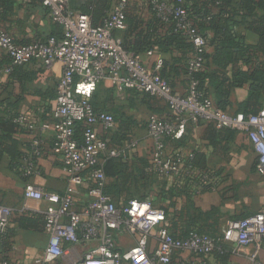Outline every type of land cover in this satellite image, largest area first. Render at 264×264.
I'll use <instances>...</instances> for the list:
<instances>
[{
    "label": "built area",
    "instance_id": "obj_1",
    "mask_svg": "<svg viewBox=\"0 0 264 264\" xmlns=\"http://www.w3.org/2000/svg\"><path fill=\"white\" fill-rule=\"evenodd\" d=\"M37 1L47 11L50 21L59 27V36L19 44L8 32L0 30V80L8 79L13 67L30 63L46 69L54 64L61 67L48 120L36 124L23 115L15 120L31 135L23 176L29 180L39 175L37 159L43 150L40 134L52 130L51 149L62 164L66 180L62 193L46 191L28 181L24 184L25 200L45 204L40 213L49 236L46 248L33 264H51L70 256L71 246L85 247L73 264H175L174 257L184 252L199 258L203 264L219 250V240L237 248L251 246V263L261 264L257 256L264 240V209L228 221L220 238L215 239L194 229L172 235L165 213L150 201L115 204L105 193L107 178L102 163L111 158H125L134 144L110 148L96 129L102 133L113 131L115 119L108 112L95 110L90 100L97 86L105 81L117 93L135 91L161 98L168 115H151L146 124L152 143L151 171L160 177H177L179 182L199 172L183 166L181 148L168 153L167 140H180L188 124L200 121L212 123L217 131L245 135L255 154L256 173L264 177V108L248 115L223 112L198 91L192 78L181 94L174 93L159 76L161 57L146 64L141 57L124 50L115 35L125 29L124 13L132 0H118L96 27L87 15L70 9V0ZM149 4L158 19L173 21L175 30L192 44L194 53L187 61V72L191 76L197 73L205 63L207 44L187 13L160 0H149ZM145 56L151 58L153 51ZM11 214L12 210L0 202V235L9 227ZM123 238L132 244L122 246Z\"/></svg>",
    "mask_w": 264,
    "mask_h": 264
},
{
    "label": "crops",
    "instance_id": "obj_2",
    "mask_svg": "<svg viewBox=\"0 0 264 264\" xmlns=\"http://www.w3.org/2000/svg\"><path fill=\"white\" fill-rule=\"evenodd\" d=\"M76 1L78 4L85 2V0ZM115 4L116 2L112 7ZM0 30L8 32L19 44L59 34V27L50 21L47 11L37 0H14L10 12L3 13L0 10ZM120 33L116 32L117 38ZM244 37L249 45L257 43V36L252 33H244ZM158 56L162 59L168 58L167 55L163 56L155 49L151 58H147L145 54L140 57L143 62L150 64ZM23 74V76L32 78L31 82L26 83L25 90L23 91L17 82H14L10 87L16 97L12 99V102L15 103L18 114L27 117L36 124L47 121L52 98L61 74L60 65L54 64L46 69L37 63H30L23 66ZM7 81V79L0 80V92L2 91L1 86ZM103 84L111 88L108 82L105 81ZM247 91L248 87L244 86L231 93L229 98L231 106L226 111L227 113L236 112L238 105L246 99ZM130 92L123 91L118 94L123 96L124 101L128 103L138 102L153 115L156 114L159 117L168 115L167 105L161 98L155 97L147 99L145 102L140 99L131 101L129 99ZM97 100L99 99L97 98ZM262 102L264 107V98ZM99 104L101 108L110 112L117 107L112 101L106 105L102 102ZM125 107L123 106V110ZM132 109L129 108L130 111ZM126 116L133 117L136 125L127 131V137L130 139L121 141V144H118L116 140L112 141L113 138L121 137L123 134L120 122L116 119L113 131L102 133L98 127L96 130L108 141L112 149L134 144V147L128 150L127 157L123 158V161L132 166H138V159L149 157L152 143L148 138L145 124H138L137 119L132 115ZM52 135V130H46L40 134L43 150L37 159L39 175L30 178L28 183L46 191L62 193L66 189V180L62 164L51 149ZM16 137L19 141L20 151L23 154L27 153L31 135L23 130ZM174 144L173 142L167 143L168 153L172 152ZM181 144L183 154L189 155L193 152L196 154L197 165L201 171H205V179L214 187L209 191H201L199 187H196L194 192L190 193V197L178 191L173 193L170 200L163 199L161 196L157 199L155 195H151L147 199L154 207L167 210V223L174 227L176 235H180L190 227L198 228L211 235H218L221 234L228 221L240 220L264 209V177L256 173L255 154L245 135L232 131L216 132L212 123L200 121L197 124L186 126ZM108 182L107 178V184ZM168 183L172 184V187H181L182 185V182L179 181L175 183L173 178L168 179ZM23 187L24 181L7 170V161L4 160L0 167V202L9 207L12 214L8 227L10 248L0 255V264H33V260L48 244L49 236L44 230V224L38 218V216L43 218L40 211L44 210L45 204L25 200ZM185 187L187 190H193L195 186L188 184ZM147 188L149 190V186ZM84 189L86 187H82V190ZM117 203V205H123L121 201ZM120 244L128 247L132 241L123 238ZM227 246L231 250L227 261H223L213 254L203 264H252L249 259L253 252L251 246L246 248H237L229 244ZM70 249V256H64L51 264H73L75 257L85 251V247L71 246ZM173 262L175 264L179 262L201 264L199 258L186 252L176 255ZM257 262L264 264V240L257 256Z\"/></svg>",
    "mask_w": 264,
    "mask_h": 264
},
{
    "label": "trees",
    "instance_id": "obj_3",
    "mask_svg": "<svg viewBox=\"0 0 264 264\" xmlns=\"http://www.w3.org/2000/svg\"><path fill=\"white\" fill-rule=\"evenodd\" d=\"M117 1L85 0L84 3L78 4L76 0H70L69 7L73 12L87 15L92 26L96 27L103 23L111 11L113 3ZM160 1L182 8L187 13L192 26L205 39L207 53L205 54L203 67L192 76L188 74L187 61L194 53L192 44L185 36L175 30L173 21L163 22L156 17L149 0H132L127 5L124 13L125 29L118 36L123 49L139 57L154 49L163 56L167 55V59H162L163 64L159 76L169 84L171 90L176 94H181L192 78L196 82L198 91L205 98L210 99L217 109L226 112L231 106L229 101L231 93L247 86L246 99L238 105L235 113L248 115L255 114L263 109L264 0ZM13 4L14 0H0L1 12H10ZM244 33L256 35L257 43L254 45L247 44ZM23 66L13 67L7 79L8 81L1 86L0 167L2 162L6 160L7 170L20 177L25 184L28 178L23 176V161L28 156V151L24 154L20 151L19 141L16 137L20 131H25V129L15 122L20 115L17 112L15 103L12 102V99L16 97L13 91L10 90L14 82H17L24 91L26 83L32 81L31 77L23 76ZM99 86H97L90 103L95 110L112 114L99 106L97 100ZM129 96L131 101L140 99L142 102L155 98L135 91H131ZM109 101H103L102 103L106 105ZM113 117L114 119L118 118L123 134L121 137L113 138L112 141L116 140L118 144H121V141L130 139L127 137V131L135 127L136 121L130 116L113 115ZM215 131L217 132L216 129ZM183 138L184 136L178 141L167 140V143H175L172 153L183 147L181 144ZM127 154L124 159H126ZM124 159H107L102 165L103 172L106 178L109 179L105 187V193L113 199L115 204H118V201L123 204L130 200L148 201L147 199L151 195H155L157 199L161 196L163 199L170 200L173 193L178 191L190 197V193H193L196 187H199L201 191H209L214 187L212 183H208L205 179V171H201L199 165H197V157L194 152L189 155L183 154V166H190L199 173L183 179L181 187H172V184L168 183V179L171 178L160 177L151 171L149 157L138 159V166H132L123 161ZM172 178L175 183H178L179 179L177 177ZM188 184L195 186L194 189L187 190L185 185ZM161 210L167 217V210ZM38 218L44 224L43 218L41 216H38ZM189 229H194L215 239L221 236L220 234H208L195 227L186 230ZM168 230L176 236L177 233L170 224ZM184 232L180 235H183ZM9 236L8 228L3 235H0V255L10 248ZM218 246L219 250L214 255H217L223 261H227L231 250L220 240Z\"/></svg>",
    "mask_w": 264,
    "mask_h": 264
},
{
    "label": "rangeland",
    "instance_id": "obj_4",
    "mask_svg": "<svg viewBox=\"0 0 264 264\" xmlns=\"http://www.w3.org/2000/svg\"><path fill=\"white\" fill-rule=\"evenodd\" d=\"M113 91H112V88H109L106 84H103V85L101 84L99 86V92L97 94L98 99H99L98 101L103 102V101L110 100V102L111 101L115 102V105L117 107L115 110L112 109L111 113L113 115L122 116V117H125L126 115H132L137 119L138 124H145L146 126L149 116L153 114L150 113L149 110L145 109L144 106H140L138 102H133V103L131 102L132 103L131 105V103L124 101L123 96H120L117 92L115 93V91L114 92ZM123 106H126L125 110H123ZM129 108H133V109L130 111ZM116 120L118 121V118Z\"/></svg>",
    "mask_w": 264,
    "mask_h": 264
}]
</instances>
